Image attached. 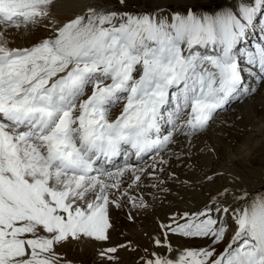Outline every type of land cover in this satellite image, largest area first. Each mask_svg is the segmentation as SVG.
Listing matches in <instances>:
<instances>
[{
	"label": "snow or ice",
	"instance_id": "snow-or-ice-1",
	"mask_svg": "<svg viewBox=\"0 0 264 264\" xmlns=\"http://www.w3.org/2000/svg\"><path fill=\"white\" fill-rule=\"evenodd\" d=\"M54 3L0 0V264H72L58 249L110 240L113 210L134 221L143 188L169 190L158 174L182 158L177 133L191 158L234 98L254 102L248 78L264 87V0H94L65 20ZM41 25L47 35L14 46L10 29ZM129 149L153 163L100 166ZM232 179L161 221L149 239L164 252L145 248L142 264H264V193ZM170 234L206 243L178 250ZM118 249L136 251L100 255L115 264Z\"/></svg>",
	"mask_w": 264,
	"mask_h": 264
},
{
	"label": "bare ground",
	"instance_id": "bare-ground-1",
	"mask_svg": "<svg viewBox=\"0 0 264 264\" xmlns=\"http://www.w3.org/2000/svg\"><path fill=\"white\" fill-rule=\"evenodd\" d=\"M89 3H92V0H55L54 6L52 8V13L57 19L65 20L76 13L82 12L85 6ZM21 32L24 33V41H22L23 37L20 36ZM9 33L14 36V46H25L30 39H35L36 37L48 34L43 30V25L32 28L30 33L27 32V30H25L24 28H21L18 32L15 29H10ZM247 81H249L247 82L249 86L259 88V92L256 94L254 102H250L246 99L245 101H243V103H236L238 99L234 98L230 102V104L225 107V109L221 110L216 115V119L211 124V127L208 129V131L192 140L193 148L191 149L190 155L191 157H193V160L191 159V165L187 163L188 140L186 137L180 135L179 133L176 134L175 138L177 142L179 141L182 147H179L180 145L176 143L175 145H170V148L172 151L182 153V158L180 160H176L175 157H172L170 159L169 165L166 166V172L158 174L160 175L161 179L165 180V184L162 185V187H166L167 189H169L168 191H160L158 188L151 187L142 189L143 197L149 204V207L146 208V210H153L156 204L160 203L161 201H170L172 198V196L170 197V193L175 190L174 184L177 182L182 183V181H184L186 177H190L193 182H190L191 180L189 179L190 181L186 184L188 185V187H197L195 184L197 182L198 187H200L198 190V194H196V198L199 201V204L193 205V207L196 209L199 205L203 206L208 201L209 196H214L217 190L222 189L223 187L232 189L233 177H238L239 179L238 181H236V183L246 188L250 193H264V123H260V119L264 117V87L258 85L252 78H248ZM248 103L253 107L252 116L244 115V110L248 106ZM118 112L119 107L113 109L114 114H118ZM241 115L243 116L242 119L239 118ZM255 118L257 119L255 120ZM164 127L171 130V127L167 124ZM215 127H220L215 131V133L221 134L223 132V135L226 133L224 135L226 141L222 145H219L218 142V146H215V156L212 155L211 163L206 161L198 162L200 157L204 156V154L201 153L200 149L205 150L204 148L207 147V140L205 141V139H210L209 137H211L210 135L213 133L212 128ZM243 145L246 147L243 148ZM150 154L152 153L143 154L138 158L134 154L133 150L129 149L128 152L113 158L111 161L102 160L100 166L104 168H107L109 166L107 169L111 171H115L117 168L123 167L126 163L132 164L136 167L146 168L153 163V154L149 156ZM148 156L149 158H147ZM145 158L146 161L144 163H141V161H143ZM166 158H168L167 155ZM234 166H237L238 169L242 167L244 168L237 170ZM185 167L187 168V170L184 169ZM188 169H191L192 171L187 173ZM169 173H174L176 180L167 178ZM221 173H223V175H220ZM214 174L215 178L213 181H208L207 179H205L206 176H213ZM152 183H156V181L145 180V184L150 185ZM187 191L188 190H185V192ZM179 192L181 193V191ZM162 202L160 204V208H162V218L164 220L163 222H168V217L172 214L177 212L182 213L185 211V208L182 209L183 204L181 208H176L175 206L173 207L172 205L168 204L164 207V203ZM153 204H155L154 208L152 207ZM126 210L130 209L126 207L123 211L113 210L112 218L113 223L115 224V228L110 232L113 233V235L116 237V240L113 238L107 241L105 248L113 247L119 245L120 243H127V232L132 231V234H138L135 229L122 231L125 223L123 222V220H119V218L123 216ZM138 211L144 212L145 209H140ZM142 216H144V214H142ZM147 221V230L152 237H155L160 232V229L157 226L158 224L156 225V222L154 223V220L151 219H148ZM137 238L138 240H140L139 238H141V236H138ZM131 240L132 244L134 245L135 243L137 244L139 242L137 240ZM169 240L172 241L171 244L174 241L178 242L177 240H174V235L171 234L169 235ZM144 244H146V242H144ZM173 245L174 244H172V246ZM173 248L179 250L182 249L183 246H173ZM100 252L101 251H98L97 255L95 254L94 256L92 254L93 261H91L90 264H98L97 262L99 260L97 261V259L94 258L96 256L97 258L101 257ZM85 255L86 253L81 251L75 252V261L84 260ZM115 255L119 257L118 259H122L123 257L128 258L129 253H126L124 249H118V252ZM108 263L113 264V262L110 261H108ZM81 264H85V261H81ZM115 264H118L117 261L115 262ZM129 264L135 263L131 262Z\"/></svg>",
	"mask_w": 264,
	"mask_h": 264
},
{
	"label": "rangeland",
	"instance_id": "rangeland-1",
	"mask_svg": "<svg viewBox=\"0 0 264 264\" xmlns=\"http://www.w3.org/2000/svg\"><path fill=\"white\" fill-rule=\"evenodd\" d=\"M93 2H94V0H92V3ZM114 2H115V0H113V3ZM143 3H144V0H132L133 7H135L137 4L143 5ZM14 33H15V31H14ZM22 34H23V36H22ZM20 36L23 37L22 38V41H24L25 40V38H24L25 36H24V33L23 32L20 33ZM247 82H249V81H247ZM236 103H243V101L240 102L239 100H237ZM247 105L248 106L244 110V115L252 116L253 115V107L249 103ZM215 119H216V117H215ZM256 119L257 118H255V120ZM214 120L212 121V123L214 122ZM261 122L264 123V117L262 119H260V123ZM219 128H217V127L212 128L213 133L210 135L211 136V137H209L210 139H207V138L205 139V141L207 140L206 141V144H207V147L206 148H207V150H206V148H204L205 150L200 149L201 150V153H203L204 156H201L200 159L198 160V162H200V161H204L205 162L206 161V162L211 163V161H212V155L215 156V154H214L215 151L214 152H211L208 149L209 148H215L216 145L218 146V142H219V145L220 144L222 145L226 141V139L224 137V135L226 133L224 135H223V132L221 133L222 135L220 133H218V134L215 133V131L217 129H219ZM221 130H223V129H221ZM177 143L180 145V146L178 145L179 147H182V145L179 143V141ZM242 147L245 148L246 146L243 145ZM198 153H199V151H198ZM151 155L152 154H150L149 156H151ZM149 156L147 158H149ZM190 157H191V155H190ZM187 159H188L187 163L189 165H191L192 164L193 157L189 158V156L187 155ZM145 161H146V158L143 161H141V163H144ZM234 167L237 170H240V169L244 168V167H242V168L238 169L237 166H234ZM174 169H175V167H174ZM184 169L187 170L186 167ZM191 171H192L191 169H188L187 173H189ZM186 179H188V180H186ZM186 179L184 181H182L183 184L182 183H178V182L174 184V189L175 190L170 193V197L172 196L171 200L170 201L169 200H166V201H163V202L161 201L162 203H164V207H165V205L168 204V205H172L173 207L175 206L176 208H181V206L183 204L182 209L185 208L184 210L185 211H189V212H194L198 208L202 207L201 205H199L197 207V209L193 207V205L199 204V201L196 198V194H198V190L200 188V187H198V182L195 183L198 188L197 187H188V185H186V184L190 180H191L190 182H192V179H190V177H186ZM185 190H188V191L185 192ZM179 191H181V193ZM161 202L158 203V204H156V206H155V204H153L152 207L154 208V206H155V208L153 210H146L145 209L144 212H140V211H137V210H135V211L132 210V213L135 216V220L134 221H129L128 218H127L126 213L129 210H126L125 213L123 214V216H121L119 218V220H121V221L123 220V222L125 223V225L123 226L122 231H128L129 229H135L136 232H138V234H132V231L127 232L128 241H131L132 242L131 239H133V240H137L139 242L137 244L135 243V245L133 244L135 246V248H136V251H132L130 249H124V251L126 253H129V256H128V258L123 257L122 259L121 258L118 259L117 260V263L118 264H120V263L121 264H129L131 262H133L135 264H142L141 257L147 256V253L144 252V249L145 248H147L149 250V252H151L153 250L160 251V252H164L163 249H154V246L151 244V241L149 239V237L151 236V234L148 232V230H147L148 228L146 227V224L148 222L147 221L148 219L154 220V223L156 222L155 223L156 225L157 224L159 225V223L161 221H164L163 218H162V208H160L161 207L160 206ZM142 214H144V216H142ZM113 236H114L113 233L110 232V240L113 239V238L116 240V237L115 236L113 237ZM138 236H141V238H139L140 240H138V238H137ZM147 240H148V242H147ZM174 240H177L178 241V242L174 241L172 243V244H174L173 245L174 247H177V246L180 245L181 247L183 246V248L184 247L203 246L206 243L205 241H201V240H189V239L181 238V237H178V236H175V235H174ZM90 241H81V242H75V241H73L71 243L66 244L62 249H58V251L61 252L62 255L67 260L71 261L72 264H74V263L81 264V261H85V264H90V262L93 261V256L95 254L97 255V252L98 251H102L103 249H106L105 247H106V242H107V241H94V240H90ZM144 242H146V244H144ZM170 242H172V241H170ZM87 244H89V245H87ZM102 247H104V248H102ZM219 250H222V247L220 249H218V251ZM80 251L86 253L85 258H84V260H81V261H78V260L75 261V252H80ZM92 254H93V256H92ZM94 259H97V261L99 260L97 262L98 264H109L108 263L109 260H107L106 258H102V257L97 258V256H96ZM124 261H125V263H124Z\"/></svg>",
	"mask_w": 264,
	"mask_h": 264
}]
</instances>
